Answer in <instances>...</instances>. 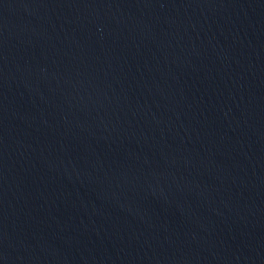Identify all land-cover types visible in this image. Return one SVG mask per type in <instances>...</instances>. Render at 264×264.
Segmentation results:
<instances>
[{"label": "water", "instance_id": "water-1", "mask_svg": "<svg viewBox=\"0 0 264 264\" xmlns=\"http://www.w3.org/2000/svg\"><path fill=\"white\" fill-rule=\"evenodd\" d=\"M0 264H264V0H0Z\"/></svg>", "mask_w": 264, "mask_h": 264}]
</instances>
